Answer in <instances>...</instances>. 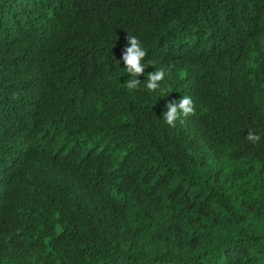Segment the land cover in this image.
Listing matches in <instances>:
<instances>
[{
    "label": "trees",
    "instance_id": "trees-1",
    "mask_svg": "<svg viewBox=\"0 0 264 264\" xmlns=\"http://www.w3.org/2000/svg\"><path fill=\"white\" fill-rule=\"evenodd\" d=\"M0 264H264V0H0Z\"/></svg>",
    "mask_w": 264,
    "mask_h": 264
},
{
    "label": "clouds",
    "instance_id": "clouds-1",
    "mask_svg": "<svg viewBox=\"0 0 264 264\" xmlns=\"http://www.w3.org/2000/svg\"><path fill=\"white\" fill-rule=\"evenodd\" d=\"M127 46L124 50L122 60L124 68L130 75L131 79L127 80L126 87L129 90L136 91L139 89L141 81L137 77L144 74L145 71V57L147 52L144 49L142 42L134 35H127ZM151 65V62H148ZM165 71L163 69L148 73L146 89L155 92L161 88V82L165 78ZM167 111L163 113L164 122L171 128L176 127V122L181 118H187L195 114V105L192 99L184 96L179 102L170 101L166 105ZM247 139L255 144L260 140V136L249 132Z\"/></svg>",
    "mask_w": 264,
    "mask_h": 264
}]
</instances>
